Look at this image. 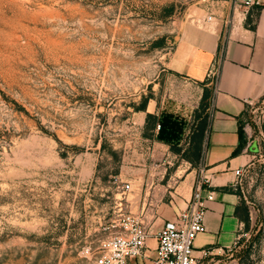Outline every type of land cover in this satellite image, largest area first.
<instances>
[{
    "label": "rangeland",
    "instance_id": "1",
    "mask_svg": "<svg viewBox=\"0 0 264 264\" xmlns=\"http://www.w3.org/2000/svg\"><path fill=\"white\" fill-rule=\"evenodd\" d=\"M223 4L0 0V264H84L121 213L139 202L157 225L184 199L199 157L158 145L137 107L197 104L168 56L185 20ZM240 124L256 142L238 183L250 211L226 264H264V95ZM144 253L132 263L151 264Z\"/></svg>",
    "mask_w": 264,
    "mask_h": 264
},
{
    "label": "crops",
    "instance_id": "2",
    "mask_svg": "<svg viewBox=\"0 0 264 264\" xmlns=\"http://www.w3.org/2000/svg\"><path fill=\"white\" fill-rule=\"evenodd\" d=\"M223 5L212 11L208 21L203 20L204 15L200 22L185 20L168 56V69L198 88L197 104L189 108L171 100L158 104L149 98L145 109L139 111L143 118L145 111L158 115L164 109L182 116L190 125L202 89L209 83L212 85L197 162L196 180L201 174L208 178L201 193L212 192V198L205 199L204 230L192 240L198 264H226L248 225L249 205L238 183H234L233 174V169L246 161L247 153L245 147L235 155L231 151L237 143L238 122L246 102L264 95V0H250L248 4L233 0V5ZM156 129L154 125L153 130ZM188 133L190 127L184 129L180 142L183 139L187 143ZM156 143L168 148L163 141ZM246 146L255 148L256 142L246 141ZM190 191L191 187L184 199L172 203L165 212L166 218L185 206ZM244 206L247 222L243 219ZM136 208L128 211L139 212L142 209L139 202ZM155 243L152 236L145 240V250L151 255Z\"/></svg>",
    "mask_w": 264,
    "mask_h": 264
},
{
    "label": "built area",
    "instance_id": "3",
    "mask_svg": "<svg viewBox=\"0 0 264 264\" xmlns=\"http://www.w3.org/2000/svg\"><path fill=\"white\" fill-rule=\"evenodd\" d=\"M250 0H243L248 4ZM233 5V0H232ZM207 13L204 21L211 19ZM213 74V72H212ZM158 127V124H155ZM234 183H239L243 174V163L233 169ZM208 178L201 174L194 182L185 206L164 218L159 226L144 221L141 211L124 212L110 226L114 230L100 239L92 258L84 264H133L137 256H144L145 240L148 236L155 238V246L151 264H198V256L193 253L192 240L198 232L204 230L203 215L205 199L212 198V192L201 193L203 183ZM129 183L124 182L122 188L127 190ZM206 250L202 249V254Z\"/></svg>",
    "mask_w": 264,
    "mask_h": 264
},
{
    "label": "trees",
    "instance_id": "4",
    "mask_svg": "<svg viewBox=\"0 0 264 264\" xmlns=\"http://www.w3.org/2000/svg\"><path fill=\"white\" fill-rule=\"evenodd\" d=\"M207 89V86L202 89L198 106L193 113L194 122L190 125L187 124L182 116H178L177 114L164 109L160 110L158 115L148 111H145L144 114V121L146 124L145 128L146 131L149 130V133L147 132V134L153 139L167 143L170 150L182 155L190 163L194 162L195 159L199 157L200 141L206 124L205 107L207 106L209 100V91ZM137 108L144 110V105ZM155 123H158V127L154 131L153 127ZM186 127H190V133H188L186 146L181 148L180 138L182 137V133ZM245 142L244 131L239 121L237 127V143L232 149L231 154H237L242 149ZM189 153H191V155H189ZM243 209L245 210L243 219L247 222L246 207L244 206Z\"/></svg>",
    "mask_w": 264,
    "mask_h": 264
}]
</instances>
